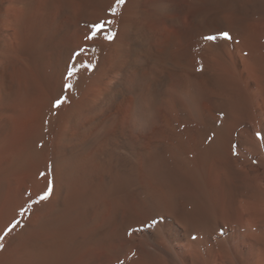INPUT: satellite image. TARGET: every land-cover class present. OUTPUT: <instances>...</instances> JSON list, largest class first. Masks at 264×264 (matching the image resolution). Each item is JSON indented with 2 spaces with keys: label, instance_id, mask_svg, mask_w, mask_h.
Listing matches in <instances>:
<instances>
[{
  "label": "bare ground",
  "instance_id": "1",
  "mask_svg": "<svg viewBox=\"0 0 264 264\" xmlns=\"http://www.w3.org/2000/svg\"><path fill=\"white\" fill-rule=\"evenodd\" d=\"M113 6L0 0V264H264V0Z\"/></svg>",
  "mask_w": 264,
  "mask_h": 264
},
{
  "label": "snow or ice",
  "instance_id": "2",
  "mask_svg": "<svg viewBox=\"0 0 264 264\" xmlns=\"http://www.w3.org/2000/svg\"><path fill=\"white\" fill-rule=\"evenodd\" d=\"M125 2V0H115V5L116 6H119V5H123ZM116 6H113L110 11L112 12L113 15L116 14L117 12V7ZM112 21H104V20H100L98 22H95L91 25V34L90 35H87L85 37V39H88V40H91L93 39L98 33H107L104 38L105 39H108V40H111L113 38V33H111L108 29H107V25L108 24H111ZM222 35L227 38L228 37V33L227 32H224L222 33ZM208 39H214V37H208ZM74 69H69V76L72 75V72H73ZM66 87H71V85H66ZM62 103V100L61 99H57L55 101V103L53 104V107H59V105ZM43 175V174H42ZM49 185H51V182H49ZM50 191H51V187H49V190L44 192V194L40 197L41 200H44V199H47L49 194H50ZM11 231V227L9 229H6L5 230V233L4 235H0V240H3L4 236L8 234V232ZM4 247L3 244H0V249H2Z\"/></svg>",
  "mask_w": 264,
  "mask_h": 264
}]
</instances>
